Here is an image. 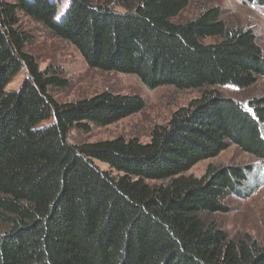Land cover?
<instances>
[{
    "label": "trees",
    "instance_id": "1",
    "mask_svg": "<svg viewBox=\"0 0 264 264\" xmlns=\"http://www.w3.org/2000/svg\"><path fill=\"white\" fill-rule=\"evenodd\" d=\"M60 1L0 0V264H264V246L230 238L211 219L229 212L226 194H244L254 164L186 175L230 146L264 165V97L244 104L219 91L264 78L254 32L227 25L217 7L173 21L190 0H69L59 15ZM17 13L89 68L200 96L154 126L147 143L71 144L73 129L112 125L145 103L107 91L56 102L49 90L66 82L24 52ZM23 68L20 89L6 91Z\"/></svg>",
    "mask_w": 264,
    "mask_h": 264
},
{
    "label": "rangeland",
    "instance_id": "2",
    "mask_svg": "<svg viewBox=\"0 0 264 264\" xmlns=\"http://www.w3.org/2000/svg\"><path fill=\"white\" fill-rule=\"evenodd\" d=\"M11 2V0H6ZM69 0L59 3V15L67 8ZM217 7L221 10L227 25L251 29L264 56V6L242 0H190L186 8L173 21L183 23L195 18L203 10ZM119 11L121 9H118ZM16 28L28 38L24 52L33 57L41 71L50 70L66 82L62 88H50L49 95L59 104L88 100L104 91L121 96H139L145 107L112 125L92 126L88 132L73 129L68 134L71 144L96 143L123 138L137 139L141 143L149 141L154 126L166 125L171 115L200 96L199 91H178L171 86L154 90L147 89L135 76L89 68L77 50L67 42L49 33L38 22L17 13ZM216 40L209 39L205 43ZM28 72L21 69L5 87L6 91H18ZM225 96L241 102L264 97V78L259 79L247 90L230 86L221 87ZM102 170L106 165L97 163ZM254 164L255 173L249 175L250 183L245 185L244 194H226L222 203L229 208L228 213L211 217L230 238L243 235L253 237L264 246V165L255 161L237 147L230 146L217 157L197 163L186 175L196 178L203 176L209 166H246ZM246 186H250L249 188Z\"/></svg>",
    "mask_w": 264,
    "mask_h": 264
}]
</instances>
